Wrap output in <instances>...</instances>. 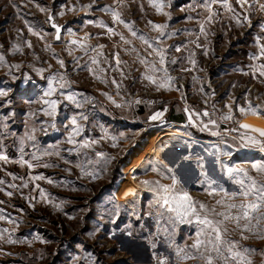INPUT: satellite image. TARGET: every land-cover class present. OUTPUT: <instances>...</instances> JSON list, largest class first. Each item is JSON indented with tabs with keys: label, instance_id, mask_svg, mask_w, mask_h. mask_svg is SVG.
<instances>
[{
	"label": "rangeland",
	"instance_id": "1",
	"mask_svg": "<svg viewBox=\"0 0 264 264\" xmlns=\"http://www.w3.org/2000/svg\"><path fill=\"white\" fill-rule=\"evenodd\" d=\"M51 1L0 0V56L4 57L0 92L6 93L0 96V153L9 157L8 162L0 161V264H161L164 260L166 264H206L198 254L189 260L176 256L177 247L193 243L197 225L173 224L167 214L157 223L151 191L155 185L143 181L168 184V173L158 159L168 165L169 157L179 159L187 147L189 161L208 158L207 177L189 190L198 203H204L199 197L203 192L208 207L224 210L216 204L223 193H206L209 180H215V159L247 170L258 186L264 183V173L251 167L254 162L264 164V152L240 144L241 135L258 137L240 124L264 128V114L239 111L248 109V102L264 109V76L260 75L264 0H247L243 7L237 0H228L232 10L222 6L223 0H163V13H157L150 0H87L90 16H102L106 26L115 25V34L97 25L74 27L89 37L83 47L71 46L68 35L53 44L41 21L51 12ZM109 8L131 22L132 30L115 22ZM149 21L166 24L163 34ZM121 34L131 43L121 40ZM141 35L151 48L139 39ZM51 47L59 50L58 56L45 51ZM158 51L165 56L164 65L159 63ZM153 64L173 77L170 88H159L165 74L153 73ZM28 72L36 76L32 75L36 84H24ZM137 73L143 76L142 82L136 80ZM147 75L156 76L158 83L152 84ZM50 85L55 91L46 95ZM110 93L125 95L129 102L118 106L98 100L108 101ZM45 101H55V108ZM185 108L190 112L206 109L210 115L194 116L197 123L191 125ZM156 112L163 116L151 120ZM171 114L183 115L185 124L167 121ZM229 114L231 119L223 118ZM72 118L79 129L75 134ZM201 119L204 123L215 120L216 125L201 130ZM129 124H142L143 129ZM147 145L145 158L136 160ZM133 162L137 167L131 174L120 171ZM218 166V185L229 193L238 191L236 177L229 179L226 173L220 184ZM125 181L129 187L124 191L129 194L120 197L117 190ZM13 184L15 188L9 187ZM246 223L250 230H245ZM226 226V239L236 242L244 264H264V219L241 221L239 228L229 221ZM212 255L214 264H223ZM238 260L230 259L229 264Z\"/></svg>",
	"mask_w": 264,
	"mask_h": 264
},
{
	"label": "snow or ice",
	"instance_id": "2",
	"mask_svg": "<svg viewBox=\"0 0 264 264\" xmlns=\"http://www.w3.org/2000/svg\"><path fill=\"white\" fill-rule=\"evenodd\" d=\"M119 2V0H118ZM212 3H215V0H211ZM150 3L153 4V6L156 8L157 13H163L164 10V3L163 0H150ZM237 3L243 7L247 0H237ZM210 9V4L206 5ZM223 7L231 9V5L228 3V0H223ZM142 7V6H141ZM261 10H264V5H261ZM41 11H45V9H40ZM69 11H75V5H73L71 8L68 9ZM109 10L112 12L113 20L117 23H123L125 27H128L131 31V22H126L122 19L121 13L115 9L109 8ZM61 15L64 13L61 12ZM49 21L52 23V27L56 30V36L55 39H60V32L61 27L56 25L54 21H52V17H48ZM212 16L208 17V20L211 21ZM245 19H248V17H245ZM149 24L153 26L154 29L159 31L161 34H163V30L167 27L166 24H160L155 23L153 21H149ZM250 23V20H249ZM104 26L103 24L101 25ZM264 27V25H262ZM71 34L72 30H68ZM107 31L109 33H113L114 29L111 27L107 28ZM200 31L204 32L203 24L200 25ZM29 32H33V29L29 27ZM39 35L38 33H34ZM132 35L136 36L137 33L135 31H132ZM43 39V37H40ZM88 35L86 34L84 39H88ZM120 39L123 40L126 44H130L131 41L125 40L124 36L121 34ZM139 39H141L145 44L148 45L149 48H151V44L149 43L148 39L145 38V36L141 35L139 36ZM73 45H80L83 47V41L78 39H73L71 41ZM31 42H28V47H31ZM99 47H103V45H100ZM176 51H180V48H177ZM260 55L264 56V45H261V51ZM159 56V63L160 65L165 64V56L162 54V52L158 51ZM116 59V66L119 67L120 59H119V53H116L115 56ZM4 57L0 56V61H3ZM93 63H98L97 60L93 59ZM142 63H145L147 65V61H141ZM176 61H173L175 63ZM59 63L61 66H63V60H60ZM193 64L196 62L193 60ZM262 69H264V66H262ZM188 69H182V71H187ZM43 71V70H40ZM151 71L153 73L157 72H164V76L161 77V82H159V88H170L173 77L167 75L166 68L158 69L153 64L151 66ZM261 76H264V70H261L260 72ZM146 78L152 83L157 84L158 80L156 76L154 75H147ZM53 80L56 79L55 76L52 77ZM113 83H116L115 80L112 81ZM117 88H119V85L117 84ZM52 91H55L54 88L50 85V92L46 95H50ZM6 95L4 92H0V96ZM111 99V97H109ZM69 100L72 99L71 96L68 97ZM139 102V101H137ZM46 104H50L53 108H55V101H45ZM206 103V102H205ZM79 107V105H77ZM231 107L230 105L228 106ZM184 111L188 114V120L191 125H196L197 121L193 119V117H209V112L205 109L203 112H194L189 111L188 108H185ZM239 111L241 113H245L246 111H252L255 114H264V109H260L259 106L253 107L251 102H248V109H245L244 107H240ZM163 116V112H156L153 115H151L149 118L151 120H157ZM224 119H231L232 116L229 114L228 116L223 117ZM200 124L202 125L201 130H208L209 124L216 125L215 120L209 119L207 123H204V121L201 119ZM71 125L73 126L72 132L73 134L78 133L79 129L77 126V121L75 118H72ZM240 128L249 129L253 133H257V136L253 135H241L240 136V144L241 147L244 149L248 148H258L261 152H264V128H257L250 126L248 124H240ZM213 135H216V133H213ZM34 139V137H32ZM68 143H74L72 134L68 137ZM94 143V142H93ZM85 147L88 146L87 143L84 145ZM115 146V145H114ZM160 151H163V148L160 149ZM46 155L48 153H45ZM100 155H103V153H100ZM157 156H159V153H157ZM34 160L38 161L39 157H33ZM187 159V157H185ZM9 157L3 153H0V161L8 162ZM202 160V158H201ZM22 163L27 164L28 168H32L33 164L28 161H21ZM158 163L160 165H163L164 169L167 173H169V178L171 179V184H162L159 181H143L144 184H154L155 187L151 188V191L154 192V203L157 208V211L155 213L157 219V223H159L160 219H163L165 215L167 214V221L171 223H175L176 221H180L181 223L187 222L189 224H192L195 222L197 225V231L195 235V239L193 243L188 246L186 245L184 248H176V256L178 258L189 260V259H196L197 254L200 257H203L206 261V264H214V257L213 253L215 254V259L222 260L223 264H229V260L237 261L238 264H244L245 257L242 252L236 250L237 244L235 241H231L226 239V235L229 232V229L226 226V222H233L237 228L240 227L241 221H247L248 223H251L252 219L255 217L257 219V223H259V220L264 219V183L259 184L257 181L249 175V172L242 168H234L227 166L223 164L219 159L216 160V163L220 164V171L222 173H226L229 179H233L236 177V179L233 180V182L238 185L239 190L233 191L229 193L227 189L223 188L221 185H218L215 180H209L208 182V188L211 189L209 192V195H215L217 193V189L221 193H223V198L216 201L217 205H220L224 210L223 211H217L215 207H208L202 202H197L193 199V197L189 194L188 191L184 190L183 186L181 185L180 180L176 177L174 170L170 168L163 160L158 159ZM48 165H45L47 167ZM200 167L203 169L204 165L200 163ZM252 170L260 173H264V164L259 162H254L252 165ZM153 171L159 172V168L153 167ZM201 175L204 177H207V172L202 171ZM95 178V177H94ZM34 179H40V177H34ZM3 181L0 180V184H2ZM203 183V181H202ZM24 187H27V184L23 185ZM9 187L15 188L16 185H9ZM38 187V186H37ZM131 191V190H130ZM129 193H125V195H128ZM8 196L12 195V192L7 193ZM41 195L43 196V190H41ZM249 197H252L253 199H249ZM239 200L237 203L236 201ZM0 203H3L0 201ZM149 215H152L149 213ZM3 217L0 216V219ZM245 230H250L248 228V224L246 223L244 225ZM244 239H247V237H243ZM15 241L9 240L8 243H14ZM203 249V251H201ZM254 251V249H252ZM161 264H166V260L161 261ZM248 264H251L250 261H248Z\"/></svg>",
	"mask_w": 264,
	"mask_h": 264
},
{
	"label": "crops",
	"instance_id": "3",
	"mask_svg": "<svg viewBox=\"0 0 264 264\" xmlns=\"http://www.w3.org/2000/svg\"><path fill=\"white\" fill-rule=\"evenodd\" d=\"M51 12H48L47 15H44L41 21H44V27H45V31H49L47 33H49L51 35V40L53 42V44H59L62 40V38H65L68 33H69V29H75L74 27H82L85 25H93V26H101L102 24L105 25V18H103L102 16H97V15H91L90 11L88 10V6L91 5L87 2V0H52L51 1ZM73 5H75V11H69L68 9L71 8ZM63 12L64 14L61 15L60 13ZM51 16L52 17V21H54L55 24L58 25H64V28L62 30V33L60 34V39L56 40L54 35H55V29L52 28L50 26V21L48 19V17ZM90 16V17H89ZM105 22V23H104ZM134 24V23H133ZM135 25V24H134ZM102 27V26H101ZM108 27L111 28H115V25H108L107 26H103V28L107 29ZM137 29V27H136ZM107 31V30H106ZM109 34V33H108ZM137 38V35L134 36ZM45 51L49 52L51 55H55L58 56V51L56 48H47ZM137 71H142L140 68ZM49 72L45 73L46 76L48 75ZM32 75L30 72H28V76L25 77L24 79V84H36L37 82L35 80H33ZM34 76V75H33ZM36 78V76H34ZM136 80L138 81H143V76L141 74L137 73V78ZM114 92V91H113ZM111 97V99L109 98ZM108 97V101L107 100H103L101 101L100 99H98L100 102L103 103H114L117 104L118 106L121 104H126L129 102L130 98H127V96L125 95H121L119 94H115V93H110ZM186 116V115H185ZM186 118L185 121L183 122H178L175 120L169 121L171 122L173 125H183L186 122ZM128 126V124H126ZM142 124H136V125H132L129 124V127L131 128H135V129H143V127H141ZM149 148V145H147V147H145L144 149H141L138 152V157L136 158V160H143L146 156V152ZM169 149H172L169 147ZM184 155H181L179 157V159H176L175 156L174 157H169L168 158V166L170 168H172L174 170V173L176 175V177L180 180L181 184H183V188L184 190L188 191L189 190H193V187L195 186L197 180H199L200 182H202V178H204V176L201 175L202 171H206L207 172V168H208V158H202V156L197 157L196 159L193 160H188L185 159L186 154H187V147L184 149ZM98 156V155H97ZM202 158V160H201ZM215 162L213 163V165H215L216 167V175L214 177L215 181L218 182V163ZM137 161V162H138ZM140 161V162H141ZM136 162V161H135ZM200 163H202L204 165V168L202 169L200 167ZM136 163H127L123 168L120 170L122 171V173H126V174H131V172H133L136 167L137 164L134 165ZM130 167V169L128 168ZM188 168L190 170H188ZM193 172L192 174V179H189V174ZM169 173H168V184H171L172 181L169 178ZM219 181L220 184H222V172L220 171V176H219ZM218 184V183H217ZM125 187H129V182H126L121 184V187L119 188V190H117V194H119V196L121 197V195L123 193H125ZM130 189H133L132 187H130ZM207 191V190H206ZM211 191V189L209 190V192ZM122 192V193H121ZM209 192H206L207 194ZM220 193L219 189H217V193ZM217 193L215 195H217ZM191 196L193 194L189 193ZM200 199L203 200L204 204H206V198L205 194L203 192H200L199 195Z\"/></svg>",
	"mask_w": 264,
	"mask_h": 264
},
{
	"label": "built area",
	"instance_id": "4",
	"mask_svg": "<svg viewBox=\"0 0 264 264\" xmlns=\"http://www.w3.org/2000/svg\"><path fill=\"white\" fill-rule=\"evenodd\" d=\"M86 36L85 33L81 32V31H78V30H72L71 34L68 33V43L71 45V46H74V47H80V45H73L71 43V41L73 39H78V40H82L83 43L87 40V39H84ZM256 150H259V149H256Z\"/></svg>",
	"mask_w": 264,
	"mask_h": 264
},
{
	"label": "trees",
	"instance_id": "5",
	"mask_svg": "<svg viewBox=\"0 0 264 264\" xmlns=\"http://www.w3.org/2000/svg\"><path fill=\"white\" fill-rule=\"evenodd\" d=\"M167 121H172V120H175V121H178V122H183L185 121V117L181 114H175V115H169L167 116L166 118Z\"/></svg>",
	"mask_w": 264,
	"mask_h": 264
},
{
	"label": "water",
	"instance_id": "6",
	"mask_svg": "<svg viewBox=\"0 0 264 264\" xmlns=\"http://www.w3.org/2000/svg\"><path fill=\"white\" fill-rule=\"evenodd\" d=\"M56 25H58V24H56ZM50 26L52 27V23L50 22ZM58 26H60L61 27V32H60V34L62 33V30H63V28H64V25H58ZM53 28V27H52ZM55 29V28H54ZM56 36V30H55V35H54V37Z\"/></svg>",
	"mask_w": 264,
	"mask_h": 264
}]
</instances>
